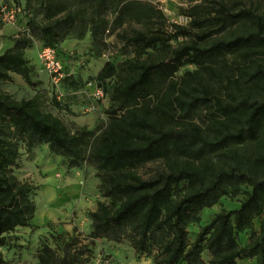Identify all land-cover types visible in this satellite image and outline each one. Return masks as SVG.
Returning a JSON list of instances; mask_svg holds the SVG:
<instances>
[{"label": "trees", "instance_id": "16d2710c", "mask_svg": "<svg viewBox=\"0 0 264 264\" xmlns=\"http://www.w3.org/2000/svg\"><path fill=\"white\" fill-rule=\"evenodd\" d=\"M37 13L27 35L0 53V247L16 228L31 227L36 211L34 186L14 171L23 141L29 150L46 144L68 167L95 165L107 201L90 213V245L126 240L151 264H264V0H199L183 10L188 25L167 24L146 0H40ZM77 24L95 43L122 42L127 56L107 61L96 77L110 92L107 124L72 131L38 95L17 100L1 86L13 74L40 83L26 49L35 39L58 52ZM149 49L155 54L140 58ZM186 65L196 68L177 78ZM247 145L248 154L240 150ZM240 194L238 207L217 212L189 240L204 209ZM78 245L75 236L61 252L45 244L38 262L80 264L90 248Z\"/></svg>", "mask_w": 264, "mask_h": 264}, {"label": "rangeland", "instance_id": "374dc122", "mask_svg": "<svg viewBox=\"0 0 264 264\" xmlns=\"http://www.w3.org/2000/svg\"><path fill=\"white\" fill-rule=\"evenodd\" d=\"M163 10L167 17V24L178 23L188 25L189 19L183 10L199 0H146ZM40 0H0L6 10L19 8L16 12V22L7 23L0 20V53L13 45L17 37L27 35L26 23L29 18L41 19L37 13ZM106 38V37H105ZM109 46L95 43L87 27L75 25L70 33L58 46V57L71 75L58 85H55L49 72L39 58L42 43L33 39L32 46L25 51V55L32 67V79L40 82L28 85L19 75L13 74L12 81L2 84V89L14 99H28L39 96L42 108L54 115L73 131L85 127L93 129L104 126L108 122L107 111L111 108L110 92H104L102 99L92 95L95 86H99L97 74L103 65L112 60L120 63L127 53L121 48L122 42L110 37ZM171 44H175L172 40ZM129 52V51H128ZM153 49L142 52L140 58L154 55ZM194 65H186L180 69L176 77L185 71L194 70ZM118 78V77H117ZM53 99L62 106L57 108ZM251 145L241 147L244 153L251 152ZM20 157L15 175L21 181H26L34 190L31 193L36 211L31 227H19L8 234L9 244L0 247L4 264H39L38 254L43 245L47 244L61 252V245L70 237L75 236L80 244L87 245L89 253L83 255L86 261L80 264H104L105 260L111 264H129L131 260L140 264H151V258L138 256L126 240L113 242L104 239L91 240L92 219L90 213L96 209L98 201H107L100 193V179L95 165L86 161L79 168L68 167L64 157L52 153L46 144L37 145L30 150L23 141H19ZM146 170V169H145ZM144 172V170H142ZM243 195L223 196L211 208L201 212L198 223L189 225V240L194 241L199 229L220 210H232L239 206ZM259 218L254 221V228L258 230ZM248 242V233L238 236L240 246ZM203 258L208 260L207 252ZM238 264H255L254 258L238 260Z\"/></svg>", "mask_w": 264, "mask_h": 264}, {"label": "built area", "instance_id": "2783aa9c", "mask_svg": "<svg viewBox=\"0 0 264 264\" xmlns=\"http://www.w3.org/2000/svg\"><path fill=\"white\" fill-rule=\"evenodd\" d=\"M19 11V8H13L11 10H6V7L3 6L0 10V20L7 23L16 22V12ZM39 58L49 72L51 81L58 85L71 74L66 72L64 69L61 60L58 57V52L55 47L52 46H41L39 50ZM92 95L96 99H102L104 97V91L101 87L95 86L92 90ZM104 264H111L109 261L105 260ZM123 264V263H121Z\"/></svg>", "mask_w": 264, "mask_h": 264}, {"label": "crops", "instance_id": "0c3cea01", "mask_svg": "<svg viewBox=\"0 0 264 264\" xmlns=\"http://www.w3.org/2000/svg\"><path fill=\"white\" fill-rule=\"evenodd\" d=\"M129 264H140V262H137V261L131 260V262H130Z\"/></svg>", "mask_w": 264, "mask_h": 264}]
</instances>
